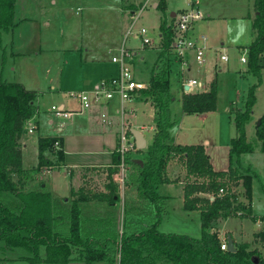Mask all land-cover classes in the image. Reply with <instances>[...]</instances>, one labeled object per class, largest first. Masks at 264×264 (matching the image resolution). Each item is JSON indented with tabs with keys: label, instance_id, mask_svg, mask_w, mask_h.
<instances>
[{
	"label": "trees",
	"instance_id": "16d2710c",
	"mask_svg": "<svg viewBox=\"0 0 264 264\" xmlns=\"http://www.w3.org/2000/svg\"><path fill=\"white\" fill-rule=\"evenodd\" d=\"M15 3L16 0H0V31L19 23L20 20L16 21L14 16ZM167 6L168 0H158L157 9L164 13L159 24L162 48L158 56L162 63L160 68L154 69L150 83L139 91L155 106L153 117L156 131L147 147L139 149L140 152H145V165L142 167L141 164L130 161L132 181L142 191L148 204L155 208L153 218L147 223L143 219L132 221L134 218L129 216L130 206L125 202L126 226L123 224L120 227L116 203L121 195L118 184L112 178L107 184V192H91L83 186L77 188L79 200H106L111 207L107 216H82L78 206H64L42 183L36 189L24 190L25 185L34 179L33 172L38 167L54 166L64 158L61 144L55 146L57 140L61 142V137L40 136L37 166H23L21 137L26 130V119L33 113L35 93L0 75V241L4 245L26 247L31 251L28 257L32 261L46 260L62 264L72 258L71 254L77 247V255L86 264H91L95 259H118L119 264H264V250L258 245L250 247L249 243L239 242L234 237L235 249L223 248L217 228L219 219L230 216L262 220V227L254 235L264 245V214L258 215L254 212L252 201L253 178L257 170L252 162L246 166L243 163L244 155L255 151V144L248 140L247 125L254 118V107L258 101L257 90L264 82V64L260 59L264 53V0L253 1L256 10L253 19L256 37L249 44L247 68L258 81L249 87L244 108L234 112L233 122L237 135L232 137L230 143L227 170L214 168L203 143H177L171 132L179 123L180 115L172 108L176 95L170 82L174 65L171 60V46L175 36L176 18L169 21L165 12ZM182 99L183 113L214 111L219 102L217 79H213L210 90L184 93ZM259 119L260 123L258 119L255 122V132L264 151V112ZM47 150L51 151L57 161L44 154ZM114 153L117 162L120 155ZM176 154L185 158L187 173L192 177L184 184V208L200 210V237L164 232L160 229L164 196L160 194L159 187L170 180L167 164L170 157ZM113 171L111 168L110 177ZM241 179L248 203L242 202L238 193L217 194L222 185L240 183ZM6 190L18 197L14 207L1 196ZM208 193H215V198L211 200ZM130 226L134 227L133 230H129ZM42 245L45 247L43 256L40 254Z\"/></svg>",
	"mask_w": 264,
	"mask_h": 264
},
{
	"label": "rangeland",
	"instance_id": "374dc122",
	"mask_svg": "<svg viewBox=\"0 0 264 264\" xmlns=\"http://www.w3.org/2000/svg\"><path fill=\"white\" fill-rule=\"evenodd\" d=\"M146 1L148 0L55 1V4L58 6H67L69 8L80 6V8L74 10L73 8H71V10H66L60 7L55 9L52 5L53 0H16V18L19 20V18L23 15L30 17L27 21L19 24L18 28L14 29L13 31L14 37L17 40V51L26 52L25 45L28 42L31 43L35 40L37 36V29L35 30L36 24L33 23H35L37 19L39 21L41 20V22L43 21L44 25H46V21H49V27L46 28L42 25V29H40L41 38L37 41L35 48L32 49V53H21L20 55L15 56H10L8 53L7 59L6 54H3L2 56L0 52V65L4 62L5 69H7L3 74L4 77H7V79L11 80H23L28 86H37L39 89L44 90L58 86L60 81L70 82L71 79H68V76L71 77L73 70L72 63L76 56L75 53H72L71 55V52H69L71 50L66 49L71 48L74 44H78L81 49L90 47L93 50H98V48L102 47L103 40L109 39L110 43L108 44L107 49L109 48V50H111L113 53L118 52L119 47L122 46L124 42L125 35L127 33L126 30L133 21L134 15L140 12ZM153 2L154 0L149 2L146 7L142 8V11L140 12V18L137 21L138 26L145 25L148 27V35L152 38V43L144 44L141 48H136L138 49V54L134 57L135 61H132V66L136 69L138 75H142V77L148 79L152 77L154 69L160 68V64L162 63V59L159 60L158 54L162 48L159 44L161 43V30L159 28V24L160 13H163V11L159 9L157 12L153 6ZM208 3L210 5H214V11L217 13H226L232 15L246 10L248 0H210ZM184 6H187L185 0H169L167 9L165 10L169 21L171 18H173L172 12H178V14H180L179 8ZM210 26L215 42L213 46H219L216 50L211 52V56L214 58V63H218V66L213 68L217 70L215 77L218 81L219 107L218 109H215L214 112L208 114L205 118H197L196 126H202L204 133L210 137L212 145L210 148H208V150H210V153L213 155V158L216 161V167L219 165V167L223 168L221 165H225L224 161L226 158H228L227 153L228 148H230L229 145V147L227 146L226 141H231L232 137L237 134L233 122L235 115L233 114L236 110L244 108V99L247 96L248 89L258 80L251 71L247 70L249 67V50L248 52L246 51L247 54H245L247 62L242 63L240 60V56L245 51L242 45H247L251 41L249 24L245 26L246 31H244V28H242L241 24L235 19H232L229 22H225L221 19L219 21L211 22ZM0 34L2 43H4L5 39L9 37V33L1 31ZM142 41L143 39L129 37L126 41V44L132 45L131 47H136L134 45H142ZM221 41H224V45ZM143 47L145 49H143ZM150 47V50L146 49ZM7 49L8 48H6V51H8ZM37 50H39V52L36 54L35 51ZM109 50L108 54H112ZM224 52H228V61H224L221 58V55ZM143 54L145 55V58L142 60L141 56H143ZM65 56H68L69 58L68 63L65 66V77H63L60 75L59 62L61 59H65ZM155 56L157 57L156 62L153 63ZM196 66L197 65H195V67ZM148 79L144 80L147 85L150 83ZM170 82L172 83L173 91L176 95V100L173 102L172 108L174 112L179 113L182 111V95L187 93L182 90L183 86L180 82L179 64L174 63L173 69L170 73ZM204 82L207 83L206 80H204ZM257 97L258 101L255 105V114L264 112V85L257 90ZM129 103L131 107L137 106V109L139 110L138 120L141 121V123L146 124L151 121L150 117H148L146 114L148 107L145 101H129ZM230 104H232V113L226 111V107L230 106ZM256 120L257 118L254 115V118L247 125L248 140H251L255 144V151L245 154L243 163L244 166H246L247 163L252 162L257 170V174L253 178L254 187L252 201L254 212L258 215H263L264 151L261 148V141L256 136ZM175 128H177V125H175L171 131H174ZM145 134L149 136L151 131L146 130ZM33 136L34 135H30L28 138ZM59 144L60 142L58 145ZM215 146H217V148H215ZM35 153L36 149H34L33 146H29L25 150V160L23 161L25 164H23V166L25 168L37 166L38 160L36 163H34V165L33 163L29 164L30 159L33 158ZM175 156L178 155L176 154L170 157V159L173 160ZM181 157L173 161L175 162V167H169L168 173H170L169 175L171 178L182 179L183 181H181V184L184 185L185 181H187L191 176L187 173L185 158ZM54 158L55 161H57L55 156ZM58 164L59 163L56 162L55 166L51 167L56 168V165ZM41 167L44 169V165H41L33 172L34 179H32L28 185H25L24 190L36 189L39 187L43 180V177L41 176L43 172L40 170L42 169ZM79 169V174H86L84 175L83 180H80L81 178L79 177V183L72 187L74 191L70 192V194H66L67 196H65V200L62 199V202L65 203L63 205L68 206V208L72 207L73 205L78 206L81 214L97 213L106 215L110 209L109 205L97 200H79V191L77 190L78 185L84 181L87 183V185L91 186L93 183H95L96 185H100L102 187V184H104L106 180V174L102 173L103 167L92 166L88 167L87 170L85 167H79ZM62 173L63 172L61 170L59 178H61ZM37 174H39L40 177H38ZM49 176L50 174L47 176V178ZM130 179L132 180V176H130ZM61 181L60 184L63 185V182ZM241 181L242 179L240 182ZM236 184L238 185V198L242 202L248 203V200H246L244 196V184ZM160 188V192L162 194H170L166 202V210H164L162 215V224H160V228L164 232L168 231L180 234L185 233L194 237H200L202 233V220H200V211H190L183 207L179 196V186L174 184L167 185L163 183ZM62 189H60V194H64L62 193L65 191L64 187ZM1 196L3 200L8 202L12 207H14V204H17L16 202L18 201V197L11 191L6 190L2 192ZM122 197L123 195H121V201L118 203L117 209V214L121 222L120 227H123V224L126 226V215L125 213L123 215L124 205L122 202ZM123 216L125 219H123ZM224 219H228L226 223H224ZM261 227V224L247 217L240 218L238 216H230L227 218H221L217 222V228L220 236L223 234H228L229 232L233 233V231L229 228L240 229L237 231L238 234L239 231H241L240 236L237 234V237L240 239V241L249 243L250 247L258 245L262 250H264V245H262L254 235V233ZM43 252L44 247L40 248V254H43ZM30 254L31 251L26 247L18 245L6 246L0 241V264H62L61 262H49L46 260L32 261L28 257ZM66 264L86 263L83 259L78 258L69 260ZM113 264L118 263L115 262Z\"/></svg>",
	"mask_w": 264,
	"mask_h": 264
},
{
	"label": "crops",
	"instance_id": "0c3cea01",
	"mask_svg": "<svg viewBox=\"0 0 264 264\" xmlns=\"http://www.w3.org/2000/svg\"><path fill=\"white\" fill-rule=\"evenodd\" d=\"M55 1L56 0H53L52 2V5L54 6L55 9L58 7L64 8L66 10H71V8H73V10L80 8V6H75V7H70V8L67 6H58L55 4ZM151 1L152 0L146 1L143 7H146V5ZM185 1L187 3V6L180 7L179 8L180 11L190 7V4L187 2V0ZM190 1L194 2V4L198 6L201 12H203L204 14L203 18H201L200 20L196 22L193 34L195 33L196 35H199V34L205 33L208 36L209 50L207 51V57L204 61L197 62V61L191 60L190 69L185 71V73L186 75L190 77H194V78L197 77L203 82L204 80H206L207 83L204 82V84L207 86L206 90H210L213 79L216 78L215 75L217 74V70L213 67L218 66L217 63L216 64L214 63V58L211 56V52L216 50L219 47V46L218 47L213 46L215 42H214V36L212 35V31L210 29L211 27L210 24L211 22L219 21L221 19L224 20L225 22H229L230 20L235 19L236 21H238V23L241 24L242 28H244V31H246L245 26L249 24L250 36H251L250 43H251L256 37V29L253 27V19L256 15V10H254V6H253L254 0H248V5H247L246 10H243V12H239V13L232 14V15L226 14V13H217L216 11H214V8H215L214 5L213 4L210 5L208 3V1L210 0H190ZM157 5H158V1L154 0L153 6L158 12ZM177 15H178V12H177ZM14 16H15V10H14ZM163 16H164V13H160V20ZM29 18H30L29 16L23 15L19 18L20 20L19 21L15 16V20L19 21V23L10 27L7 30L2 29V31L9 33V37L5 39L4 43H2L1 34H0V52L2 56L3 54H6V57L8 59V53L10 54V56H15V55H20L21 53L26 54L27 52L28 53L33 52L32 49L35 48L37 41L41 38L40 29H42V25L46 28L49 27L48 25L49 21H46L45 22L46 25H44L43 21L41 22V20L39 21L37 19L35 23H33V24H36L35 30L37 29L36 31L37 36L35 40L31 43L28 42L25 45L26 52L17 51V48H16L17 40L14 37L13 31L14 29L18 28L19 24L23 23L24 21H27ZM160 36H161V32H160ZM221 42L224 45V41H221ZM109 43H110L109 39L108 40L104 39L102 43V47L98 48V50H93L90 47H85L84 49H81V47L78 44H74L72 45L71 48L66 49V50H71L69 51L71 52V55L72 53L73 54L75 53V56H76L75 60L72 63L73 70L71 73V77L68 76V79H71V80L70 82L60 81V83L56 87H52L50 89L44 90V89H39L37 86H28L23 80L8 79V80L15 81V82L22 84L26 89L31 90L35 93V96L33 99V103H34L33 113L30 119V121H32L35 124V128L32 132H29L26 129L23 132L22 137H21V149H22L23 161L25 160L24 159L25 150L29 146H33V148L36 149V153L35 155L33 154L34 156L32 159H30L29 164L33 163L34 165V163H36V161L38 160V155H37L38 138L40 136L53 135V136L61 137L60 144L63 149L64 158L58 161L59 164L56 165L57 166L56 168H52L51 166L44 165V169L43 167H41L42 169L40 170H42L43 172L41 175L43 177V180L41 183L44 185V188L49 189L53 197H55L58 200L60 199L61 200L60 202L62 204H65L62 202V199L65 200L66 198L65 196H67L66 194H70V192H72L73 190L72 187L76 186L80 180H83L84 175L86 174V173L79 174L80 172L79 167H85L86 170L88 167H92V166L103 167L102 173L106 174V180L104 184H102V187L100 185H96L95 183H93V185L91 186L87 185L85 181L81 183L80 185H78V187L83 186L84 188H86L87 190L91 192L109 191L107 184L110 182L112 178L109 176L110 175L109 173H110L111 168H113L114 170V163H115V153L114 152H116V148H117L118 141H119L118 134L122 128V123H123V118L119 113V110L122 107V105L126 106L129 109H134V116L133 115L131 116L130 112L127 111V113L125 114L126 120L130 119L134 127L138 128L143 133V135H146L145 134L146 130L151 131V134L149 136L146 135L148 138V141L153 137L154 132L156 131V124H155L154 117H153L154 112H155V106L151 100H147L145 97H143L140 94V92L139 94L134 96L132 99L124 103L123 101H121L120 97L116 94L115 96L109 99V102L107 104L94 103L90 109L81 111V112L78 111L79 102H77L75 98H71L68 95V93L72 91L73 89L90 90L93 87V85L97 83L98 81L109 78V76L119 73L120 71L119 64L112 60V56L115 53L111 52L109 48L107 49V46ZM249 44L242 45L245 51L240 56V60H241V57L244 55V53L246 51L248 52L249 47H250ZM134 46L141 48V45H134ZM6 48H8L7 50L9 52L6 51ZM143 49L145 48L143 47ZM146 49L150 50L151 47L146 48ZM39 50L35 51V53L37 54ZM108 50L112 54L110 53L108 54ZM68 58H69L68 56H65V59H61L59 62L60 75L63 77H65V72H66L65 66L68 63ZM141 58L143 60L145 58V55L143 54ZM156 58L157 57L155 56V60L153 61V63L156 62ZM260 59H261V62H263L264 64V53L261 55ZM195 65L197 66L195 67ZM6 70L7 69H5V64L3 62L0 65V75L2 78L4 77L3 74ZM134 70H135L136 79L138 81H142V80L144 81L148 79V78L142 77V75L139 76L135 68ZM179 75H180V72H179ZM4 78L7 79V77H4ZM148 81H150V78L148 79ZM263 85H264V82L259 86L258 89H260ZM182 90L184 91V88H182ZM141 100L145 101V103L147 104L148 110H146V114L148 115V117H150V120H151L149 123H146V124L141 123V121L138 120L139 110L137 109V106L131 107L129 105L130 104L129 101L137 102ZM56 103L60 105H64L65 107L71 110H74V109L75 110L68 117H57L50 112V106ZM182 103H183V100H182ZM231 106L232 104H230V106H227L226 111L232 113ZM234 106H235V103H234ZM218 107H219V104H218ZM235 108H239V107H235ZM214 111L196 112L193 114H187V113H183L182 111H180L178 113V115H180V120H179V123L177 124V128H175V130L171 132L175 137V142L177 143H180V142L184 144L203 143L206 147V150L209 152L211 156V161H212L214 168L227 170L229 168L228 166L230 162L229 148H228V153H227L228 158H226L224 161L225 165H221L223 168L219 167V165L218 167H216L215 165L216 161L213 158V155L210 153V150H208V148H210V146L212 145V141L210 137H208L204 133L203 131L204 129L202 128V126L200 125L196 126L197 118H201V117L205 118L208 114ZM103 113L107 114L106 118L103 117ZM262 113L255 114V107H254V114L257 119H259L262 116ZM62 122H65V124H62V126H60ZM30 135H34V136L31 138H28L30 137ZM230 143L231 141H226L227 146L228 145L230 146ZM215 148H217V146H215ZM45 153L44 154L46 156H48L50 159L55 161L54 155L51 154V151L47 150L45 151ZM133 156L140 157L143 159V157L145 156V152L137 151V153H135ZM180 157L181 156L178 155V156H175L173 160L170 159V161H168V164H167V169L169 167L174 168L175 162L173 161L177 158L179 159ZM61 170L63 173H62L61 178H59ZM168 170H167V175L170 178V180L168 182H165L164 184H167V185L174 184L180 187L179 196H180V201L184 207L185 186L181 184V181L183 180L171 178L169 175L170 173H168ZM49 174L50 176L47 178ZM37 175L38 177H40L39 174ZM60 181L63 182V185L60 184ZM63 187L65 191L62 193L64 194H60L59 193L60 189H62ZM125 187L126 188L122 190L118 186L120 195H123L122 197V202L124 205L123 215L125 213V207H126L125 202H127L128 205L130 206L129 216H131L132 219L134 218V220L132 221H135V220L140 221V219H143L144 222L146 223L149 222L155 214V208H153L150 204H148V202L144 199V195L142 191H140L138 187H136V185L131 179L129 180L128 184ZM160 187H159V192L161 189ZM160 194L162 193L160 192ZM162 195L164 196V201H163L164 206L163 207H164V210H166V202L170 194L164 193ZM93 200L101 201L104 204L108 205V202L106 200H98V199H93ZM93 200H82V201H93ZM120 201L121 199L117 201L116 203L117 206ZM109 211H111V207ZM190 211H193V210H190ZM196 211H200V210H196ZM108 213L106 215L97 214V213L81 214V215L85 216L86 218H89L94 215L107 216ZM123 218L125 217L123 216ZM224 220H225L224 223H226L228 219L227 220L224 219ZM256 222L261 225L263 224L262 220H258ZM137 224H143V223L137 222ZM133 228L134 227L130 226L129 230L130 229L133 230ZM229 229H231L233 233L229 232L228 235L235 237L237 241L239 242H243V241H240V239L237 237L238 235L240 236L241 234L240 233L241 231H239V234L237 232L240 229H235V228L234 229L229 228ZM122 230L123 229H121V231ZM42 247H44V245H42ZM44 250H45V247H44ZM78 253L79 251L77 247L73 250L71 254L72 258L70 260L78 259V258L82 259L81 257L77 255ZM43 254H41V256H43ZM115 262L119 264L118 259L113 260V261L104 260V259H95L91 264H113Z\"/></svg>",
	"mask_w": 264,
	"mask_h": 264
},
{
	"label": "built area",
	"instance_id": "2783aa9c",
	"mask_svg": "<svg viewBox=\"0 0 264 264\" xmlns=\"http://www.w3.org/2000/svg\"><path fill=\"white\" fill-rule=\"evenodd\" d=\"M187 2L190 4V7L181 10L174 22L175 36L171 46V60L173 64H179L180 82L183 85L184 91L187 93H196V91H206L207 87L199 78L186 75L185 71L190 69L191 60L202 62L206 59L209 46L208 36L205 33L199 35L193 34L196 22L203 18L204 14L194 2L190 0H187ZM140 12L134 15L133 21L126 30L127 33L122 46H120L119 51L112 56V60L117 62L120 66L119 73L98 81L90 90L80 89L68 93L71 98H75L77 102H79V112L90 109L94 103L107 104L109 99L116 94L123 103L127 102L139 94L141 88L147 86L145 81H138L136 79L135 70L132 66V61L135 55L138 54V49H136L138 47H131V45L126 44L129 37L143 39L142 45L152 43V38L148 35V27L145 25H137V21L141 15ZM245 54L247 53L245 52L241 57L243 63L247 62ZM221 58L224 61H228V53L224 52ZM186 86H188V88ZM74 110L58 103L50 106V112L57 117H68ZM127 111L130 112L131 116H134V109H129L122 105L119 110L123 118V123L118 134L119 141L116 152L119 153L120 156L119 161L114 163V171L112 173L113 181H115L122 190L126 188L125 186L128 184L132 173L130 161L133 159V155L139 151L135 135L131 132V128L134 127V125L130 119L126 120L125 118ZM106 116L107 114L103 113V117L106 118ZM30 119L31 116L26 119L25 127L27 131L32 132L35 128V124L30 121ZM62 124H65V122H62L60 126H62ZM58 143L59 140L55 142V146H57ZM233 192L238 193V185L230 183L229 185H222L217 191V194L225 195L227 193L233 194ZM207 195L211 200L215 198V193H208ZM220 237L222 238L221 246L223 248L228 247V234H223Z\"/></svg>",
	"mask_w": 264,
	"mask_h": 264
},
{
	"label": "water",
	"instance_id": "95a60500",
	"mask_svg": "<svg viewBox=\"0 0 264 264\" xmlns=\"http://www.w3.org/2000/svg\"><path fill=\"white\" fill-rule=\"evenodd\" d=\"M177 14V12L172 13V17H175ZM188 88V86H186ZM261 120L258 119V123H260ZM131 132L133 133V135H135V138L137 140V145L139 149H145L148 145V138L146 135H143V133L135 127L131 128ZM134 162L139 163L142 165V167L145 165V161L144 159L140 158V157H133L132 159ZM229 237V249L234 250L235 249V240L234 237H232L231 235H228Z\"/></svg>",
	"mask_w": 264,
	"mask_h": 264
}]
</instances>
